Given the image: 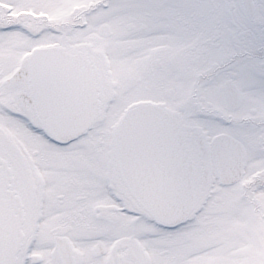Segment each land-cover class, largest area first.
Instances as JSON below:
<instances>
[{
  "label": "snow or ice",
  "instance_id": "1",
  "mask_svg": "<svg viewBox=\"0 0 264 264\" xmlns=\"http://www.w3.org/2000/svg\"><path fill=\"white\" fill-rule=\"evenodd\" d=\"M0 264H264V0H0Z\"/></svg>",
  "mask_w": 264,
  "mask_h": 264
}]
</instances>
